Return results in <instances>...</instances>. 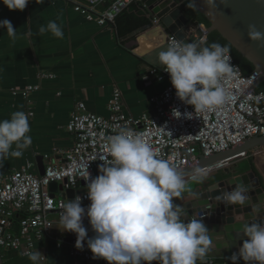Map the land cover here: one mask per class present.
I'll use <instances>...</instances> for the list:
<instances>
[{
	"label": "built area",
	"instance_id": "2783aa9c",
	"mask_svg": "<svg viewBox=\"0 0 264 264\" xmlns=\"http://www.w3.org/2000/svg\"><path fill=\"white\" fill-rule=\"evenodd\" d=\"M131 1L112 0L99 9L105 0H70L74 10L100 25L114 23ZM196 26L201 33H192L184 44L168 34L166 43L173 57L146 75L169 79L160 93L149 98L152 114L138 118L127 114L118 88L108 100L107 117L85 110L78 101L77 111L67 122L72 145L63 151L60 163L46 164L42 174L24 167L0 177V248L28 253L35 239L48 236L57 244L67 245L74 257L93 264L156 263L116 257L102 242L81 245V237L58 238L51 234L55 221L50 214L56 213L60 221L95 225L109 212L102 196L184 167L198 154L207 156L264 134V91L253 89L258 72L243 73L222 46L206 50L205 26ZM36 88L28 85L21 93L27 96ZM229 161L216 163L213 170L227 166ZM102 169L105 177L100 184L97 172ZM209 171L192 173L187 180ZM51 182L63 184L62 195L51 194ZM80 182L84 188L76 191ZM67 188L75 191L70 201L64 193Z\"/></svg>",
	"mask_w": 264,
	"mask_h": 264
},
{
	"label": "crops",
	"instance_id": "0c3cea01",
	"mask_svg": "<svg viewBox=\"0 0 264 264\" xmlns=\"http://www.w3.org/2000/svg\"><path fill=\"white\" fill-rule=\"evenodd\" d=\"M110 1L105 0L99 9ZM144 1L132 0L119 13L118 24L114 20V23L100 25L74 10L70 0H0V177L24 167L38 173L37 155L42 156L44 166L60 163L63 151L72 145L73 135L67 130V122L72 112L77 111L75 103L78 101L85 110L107 117L108 100L113 89L118 88L127 114L138 118L154 112L149 98L160 93L169 79L146 75L152 67L169 62L174 53L166 43L170 33L154 18L152 22L148 20L147 11L143 10ZM131 13H138L144 21L129 29L131 23L124 20V16ZM137 28L139 31L134 32ZM191 35L192 32L186 38ZM28 85L37 88L23 96L21 90ZM223 168H229L232 176L253 171L264 182V149H254L253 156L247 154L230 160ZM222 169L194 180L177 182L175 189L183 192V201H189L194 192L205 189L213 181L211 176L220 174ZM104 177L103 169L98 170L100 184ZM123 178L124 171L119 174V181ZM182 183L191 185L184 188ZM83 188L80 182L76 191ZM48 190L53 195H62L58 187L50 190L48 186ZM169 191L170 186L163 193ZM154 196L160 197V194L156 192ZM107 203L109 212L104 218L109 222L129 218L139 211L133 201ZM232 213L233 219L237 215L242 217L243 208L239 214L233 210ZM50 216L54 224L60 225L58 228L53 225L51 230L58 238H82V234L94 226L60 221L56 213ZM70 224L74 225L73 230ZM94 240L87 238L88 242ZM213 253L215 259L164 260L158 255L150 260L155 264L232 262L228 248L214 249ZM111 254L121 256L117 252ZM123 257L130 261L128 255ZM40 261L41 264H93L74 257L67 245L57 244L48 236L35 239L28 253L0 248V264Z\"/></svg>",
	"mask_w": 264,
	"mask_h": 264
},
{
	"label": "water",
	"instance_id": "95a60500",
	"mask_svg": "<svg viewBox=\"0 0 264 264\" xmlns=\"http://www.w3.org/2000/svg\"><path fill=\"white\" fill-rule=\"evenodd\" d=\"M188 1L207 19L206 35L217 31L253 65L258 72L253 85L256 89L264 81V0ZM143 10L147 11L150 22L156 19L183 44L187 42V34L201 33L196 26L198 22L188 19L171 0H145ZM137 31L139 28L134 32ZM257 148L264 149V134L207 156L198 154L196 160L184 167L102 196L106 202L133 201L139 211L119 221L109 222L102 217L82 234L81 245L105 243L109 252L128 255L134 263L158 255L164 260L215 259L214 249L228 248L232 262L215 264H264V182L253 171L232 176L229 168H220V174L211 176L213 181L205 189L194 192L189 201H183V192L174 186L218 162L236 160L242 153L253 156ZM35 159L38 173L42 174L45 167L42 156ZM216 177L219 178L215 180ZM168 186L170 191L163 193ZM54 187L64 188L61 182H51L49 189ZM74 192L73 188L64 191L70 200ZM156 192L160 197L154 196ZM241 207L242 217L237 215L233 219L232 210L239 214ZM73 228L70 224V229ZM87 238L95 240L88 242Z\"/></svg>",
	"mask_w": 264,
	"mask_h": 264
},
{
	"label": "trees",
	"instance_id": "16d2710c",
	"mask_svg": "<svg viewBox=\"0 0 264 264\" xmlns=\"http://www.w3.org/2000/svg\"><path fill=\"white\" fill-rule=\"evenodd\" d=\"M173 6H177L180 11L188 18L195 19L198 23H202L204 26L208 25L207 19L200 13L193 4L188 0H171ZM138 14V13H137ZM137 14H128L124 16V20L130 22L129 29L135 25L141 24L144 19ZM121 14L117 15L115 18L116 24H118V19ZM135 16V17H134ZM135 24H132L134 22ZM222 46L226 48L234 63H236L243 73H248L253 70V65L246 60L244 57L240 55L238 51H236L217 31H212L206 35V41L204 42V48L208 51L213 50L214 48ZM257 90L264 91V81H262L257 87ZM254 169V167L252 166ZM255 170V169H254ZM78 236V235H77Z\"/></svg>",
	"mask_w": 264,
	"mask_h": 264
},
{
	"label": "rangeland",
	"instance_id": "374dc122",
	"mask_svg": "<svg viewBox=\"0 0 264 264\" xmlns=\"http://www.w3.org/2000/svg\"><path fill=\"white\" fill-rule=\"evenodd\" d=\"M209 173H211V171ZM190 185H191V183L190 184H188V183H182V187H184V188H188Z\"/></svg>",
	"mask_w": 264,
	"mask_h": 264
},
{
	"label": "bare ground",
	"instance_id": "6f19581e",
	"mask_svg": "<svg viewBox=\"0 0 264 264\" xmlns=\"http://www.w3.org/2000/svg\"><path fill=\"white\" fill-rule=\"evenodd\" d=\"M215 166H218V165H213V166H211L210 168H207L206 171H208V170H212V168L215 167Z\"/></svg>",
	"mask_w": 264,
	"mask_h": 264
}]
</instances>
